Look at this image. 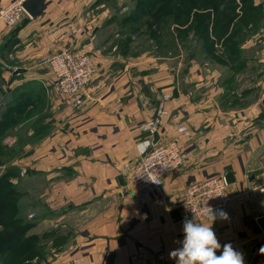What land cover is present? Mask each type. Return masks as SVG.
I'll return each instance as SVG.
<instances>
[{
    "label": "crops",
    "instance_id": "0c3cea01",
    "mask_svg": "<svg viewBox=\"0 0 264 264\" xmlns=\"http://www.w3.org/2000/svg\"><path fill=\"white\" fill-rule=\"evenodd\" d=\"M8 1L0 0V7ZM252 1L263 21L238 44L240 69L235 71L216 65L202 71L183 53L174 56V66L153 56H131L133 40L125 36L127 30L119 31L117 22L126 0H45L39 15L18 28L6 32L0 25V50L11 38V49L4 53L14 63L11 71L0 73V118L18 104L20 89L41 99L34 109L25 104L21 118L41 108L48 115L43 127L52 126L33 150L26 179L17 181L23 186L17 189L27 194L26 220L33 223L29 234L48 238L41 264H72L80 257L82 264H160L149 253L143 262L133 261L136 246L155 242L164 247L161 264H176L169 253L183 240L179 209L184 187L228 173L234 178L228 192L238 236H221L218 219L213 230L221 246L255 250L252 264H264V195L255 189L264 172V57L259 44L264 0ZM63 47L90 55L97 67L79 107L55 92L51 99L41 92L51 76L40 62ZM16 69L23 73L14 75ZM164 94L171 97L170 115L155 144L175 140V124L183 123L190 131L182 142L187 159L182 169L164 178L159 191L136 193L131 168L123 166L138 160V144L154 143V134L139 125L155 117Z\"/></svg>",
    "mask_w": 264,
    "mask_h": 264
},
{
    "label": "trees",
    "instance_id": "16d2710c",
    "mask_svg": "<svg viewBox=\"0 0 264 264\" xmlns=\"http://www.w3.org/2000/svg\"><path fill=\"white\" fill-rule=\"evenodd\" d=\"M132 10L122 20L129 26L128 32L135 34L146 24L149 37H166L169 46H175V40L190 43L199 42V46H190L187 61L197 60L201 54L213 62L239 70V37H248L256 32L263 20L259 6L252 0H131ZM150 19V21H149ZM152 20V21H151ZM155 33H158L157 35ZM129 39L130 37L127 36ZM174 43V44H173ZM223 46V52H216V45ZM159 47L164 45L159 44ZM238 55V56H237ZM18 104L9 106L0 118V140L4 132L14 128L21 120L24 106L39 104L41 99L27 92L19 91ZM34 102V104H33ZM32 111V110H31ZM31 111L24 113L26 115ZM8 147L0 144V157L9 153ZM7 158V157H6ZM2 160V159H1ZM5 161V159L3 160ZM2 161V162H3ZM1 166V164H0ZM13 168H7L0 176V264H41L47 257V237L30 235L33 223L26 220L28 209L23 194L9 181ZM8 174V175H7Z\"/></svg>",
    "mask_w": 264,
    "mask_h": 264
},
{
    "label": "built area",
    "instance_id": "2783aa9c",
    "mask_svg": "<svg viewBox=\"0 0 264 264\" xmlns=\"http://www.w3.org/2000/svg\"><path fill=\"white\" fill-rule=\"evenodd\" d=\"M26 0H10L0 7V22L8 28L16 27L26 15L24 3ZM261 55L264 57V30L260 37ZM41 64L50 73L49 86L62 99V101L81 106L85 100V92L92 77L97 72V67L88 54L81 53L71 47H63L58 52L45 56ZM170 95H163L156 109L155 117L139 125L141 131L151 134H158L162 124L170 115L168 103ZM178 137L167 144H155L152 141H145L137 145L139 154L138 160L133 166L124 165L123 168H131L130 183L136 193L151 194L159 191L164 178L167 175L178 172L184 166L187 155L183 149L182 142L190 136L189 129L185 125H175ZM151 177L157 183L148 181ZM264 195V172L261 180L255 188ZM232 197L228 192V185L223 177L205 178L194 181L182 191L180 199V221L193 218L196 214L197 221H203L201 209L207 204L214 209H222L228 214V220L218 219L220 235L223 237H237L238 225L236 212L231 206ZM193 212V213H192ZM33 218V215H30ZM206 222V221H204ZM234 249L244 255L245 264H252L257 258V251H249L240 245H234ZM145 253L152 255L156 262L164 263L165 251L161 242H155L147 247L138 245L136 247L134 263L143 262ZM218 255V254H217ZM83 259L76 258L72 264H82Z\"/></svg>",
    "mask_w": 264,
    "mask_h": 264
},
{
    "label": "rangeland",
    "instance_id": "374dc122",
    "mask_svg": "<svg viewBox=\"0 0 264 264\" xmlns=\"http://www.w3.org/2000/svg\"><path fill=\"white\" fill-rule=\"evenodd\" d=\"M236 1H238V0H236ZM1 6H3V5H1ZM123 7H124V10H123L124 14L122 16H120L119 19H117V22H118V25L121 26V27H119V31L121 32V31L127 30L124 33L125 36H129L133 40L131 42V46L129 48V50L131 51L130 54L133 57L139 56V55L151 56V57L153 56L156 59H158L159 62L167 64V62L169 61L170 65L174 66L175 61H174V63L172 61V59H174V56L178 58V55L181 53L187 55L188 50H186V49H188L190 46H192V44L194 47H196V45L197 46L200 45L199 42L194 43V41H193V43L191 42L190 46H188V43L185 41L186 38H184V40L182 42H179V44L177 43L178 40L176 39L175 40V43H176L175 46L171 47V46H169V42L166 40V37L162 38L159 35L157 36L158 37L157 39L149 37V33L146 30V24L145 23H143L144 27L139 29L137 33H135L133 35L131 34V36H130V33L128 32L129 28L128 29L125 28V27H129V26H127V25L124 26L122 23V20L125 16H127V13L132 10L131 0H126V5ZM116 9H117V7H116ZM28 18L29 17L26 14L23 17L22 21L27 20ZM149 21H150V19H149ZM0 25L3 26V31H6V32H9V31L14 30V29L19 27V25H18L16 27L8 28V27H5L1 22H0ZM155 34L157 35L158 33H155ZM253 34H255V33H253ZM245 39H244V37H239V40L244 41ZM6 41H7V43H5L0 50V73H7L8 71H11L9 67L13 66V64H14L13 62H11L10 59H9L10 61L6 60L8 58V55H6L4 53L5 50L11 49L12 39L9 38V40H6ZM238 43H241V42L238 41ZM159 44L164 45V47H159ZM215 49H216V52L218 54L223 52V46L222 45L217 44L215 46ZM183 58H186V56H183ZM198 59H199L198 61L195 60L194 62L199 64V66L201 67L200 69L202 71H203V69H208L210 67V65L222 66V64H220V63H216V62L211 61L209 59V57L204 58L203 54H201V56H199ZM43 87L41 89L42 95L44 92H46L45 93L46 96H49L50 99L54 98V96L52 95L53 93H51V92H55V91L51 89L49 84H48V86H43ZM55 95L58 96L56 93H55ZM164 95H166V94H164ZM52 114L54 117V115L57 114L56 110H53ZM26 117H28L27 118L28 120L23 121L24 118L23 119L21 118V120L15 125L14 128L13 127L9 128L7 131L4 132L2 140H0L1 145L8 147V149H10V147H11V150H8L9 153L5 154L6 155V156H4L5 158L0 157V164H1L0 171H2V174L0 176H2L3 173L5 174V172L7 171V168H13L14 170H12V173H10L9 181H10V183H12L17 188L20 186V184H18L17 181L20 183L21 182L20 180L26 179V177L28 175V162L33 161V158H32L33 150L35 149V147L41 146V143H43V141H42L43 138L45 136H47L49 131H51V129H52V126L51 127L47 126V128L43 127L42 124H43V122H44V124H46L45 121L47 122L48 115H47V112H45V111L43 112V110L41 108L36 109L34 112H32L30 114L28 113L26 115ZM168 119H169V116L167 117V120ZM175 125H177V123ZM181 125H185V124L182 123ZM53 127H55V126H53ZM4 159H5V161H3ZM3 168H5V169H3ZM21 187H23V186H20L19 189H21ZM22 193H23L22 201H24L27 205H29L27 202L28 199L26 198L27 194L24 193L23 191H22ZM35 193H37V192H35ZM27 210L28 209H25L24 215H27V213H26ZM34 213H35V211H34ZM28 215H29V213H28ZM28 217L30 218V216H28ZM26 219H27V216H26Z\"/></svg>",
    "mask_w": 264,
    "mask_h": 264
},
{
    "label": "clouds",
    "instance_id": "9594fccd",
    "mask_svg": "<svg viewBox=\"0 0 264 264\" xmlns=\"http://www.w3.org/2000/svg\"><path fill=\"white\" fill-rule=\"evenodd\" d=\"M146 178L157 183L151 177ZM200 214L203 221L198 222L195 213L192 219L186 218L183 221V240L179 242L181 246L170 251V259L175 260L176 264H245L244 255L234 249L231 243L221 246L213 230L216 220L227 221L228 214L208 204L201 209ZM218 251L220 255H217ZM260 254L264 255V247H261Z\"/></svg>",
    "mask_w": 264,
    "mask_h": 264
},
{
    "label": "water",
    "instance_id": "95a60500",
    "mask_svg": "<svg viewBox=\"0 0 264 264\" xmlns=\"http://www.w3.org/2000/svg\"><path fill=\"white\" fill-rule=\"evenodd\" d=\"M44 3H45V0H26L23 7H24V10L27 16L31 19L36 18L39 15L41 9L43 8ZM21 73H23V70H20V69H16L13 72L14 75L21 74ZM156 141H157V135L154 134V143ZM224 179L227 185L234 183V178H233L232 173H228L227 175H225Z\"/></svg>",
    "mask_w": 264,
    "mask_h": 264
},
{
    "label": "bare ground",
    "instance_id": "6f19581e",
    "mask_svg": "<svg viewBox=\"0 0 264 264\" xmlns=\"http://www.w3.org/2000/svg\"><path fill=\"white\" fill-rule=\"evenodd\" d=\"M225 180V179H224ZM226 182V181H225ZM226 185H227V183H226Z\"/></svg>",
    "mask_w": 264,
    "mask_h": 264
}]
</instances>
